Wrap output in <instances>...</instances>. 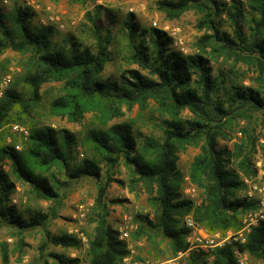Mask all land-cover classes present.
Wrapping results in <instances>:
<instances>
[{
	"label": "trees",
	"instance_id": "16d2710c",
	"mask_svg": "<svg viewBox=\"0 0 264 264\" xmlns=\"http://www.w3.org/2000/svg\"><path fill=\"white\" fill-rule=\"evenodd\" d=\"M76 1L84 3L87 0ZM158 6L170 19H177L191 9L200 11L204 19L198 27H206L213 34L200 38L198 45L203 53L183 56L171 51L172 39L165 32L141 29L131 14L127 21L133 49L130 63L148 70V75L136 69L127 70L119 81L102 78L108 43L99 31L96 33V53L88 47L74 52L52 51L47 34L33 31L31 19L34 13L29 7L17 9L9 25V17L0 6V55L7 49L32 52L24 76L30 98L26 100L14 87L5 90L0 98V131L6 123L25 124V117L41 99L42 86L62 79L67 81L66 93L51 104L52 111L67 116L72 122H80L86 112L94 111L99 124L83 141L94 158L85 159L74 169L70 162L74 158L77 137L69 130L33 127L23 151H17L14 146L0 148V221L15 225L19 233L42 228L45 236L39 246L42 256L50 244L78 249L80 240L68 233H51L49 222L58 217L56 210L51 213L39 211L22 218L11 204L15 183L3 169L7 159L11 161L13 174L28 183L40 199L59 198L52 178L42 173L53 167L63 168L70 180L92 177L99 181L95 198L96 226L89 239L86 264H123L130 255L128 243L120 239L119 231L108 219L107 191L114 179L107 174L104 182L100 180L102 163L108 170L123 163L130 172L132 187H143L154 208V217L137 216L140 223L137 235L151 237L154 234L169 239L174 255L189 248L186 241L189 229L183 223L188 215H193L195 221L211 233H238L244 227L243 215L258 208L256 200L240 194L246 187L244 179L256 174L251 155L241 145H236L234 152L220 148L218 137L222 135L223 126L232 123L233 119L247 116L248 112H264V0H248V12L239 0L233 1L228 11L233 34L224 33L218 27L216 17L224 12L218 0L207 3L161 0ZM245 24L249 33L244 30ZM207 47L212 49L209 55H206ZM214 55L217 58L235 57L256 65L261 74L262 90L238 86L236 81L223 83L212 78L210 62ZM221 90L227 92L225 100L216 97ZM149 100H155L160 113L168 117L163 121L161 139L148 136L139 143L130 122L107 127L109 121L122 115V105L139 104L145 108ZM185 110L192 114L190 119H182ZM189 145L201 146L190 172L191 180L205 191V200L200 206L186 199L181 191L183 177L177 165L178 153ZM235 160L237 168L232 167ZM21 245L24 246L23 241ZM235 251L264 261V221L252 227L245 243L230 241L216 248L212 252V264H239ZM51 256L62 264L82 262L79 258ZM208 257L194 254L189 264H207ZM2 261L10 264L5 248Z\"/></svg>",
	"mask_w": 264,
	"mask_h": 264
},
{
	"label": "rangeland",
	"instance_id": "374dc122",
	"mask_svg": "<svg viewBox=\"0 0 264 264\" xmlns=\"http://www.w3.org/2000/svg\"><path fill=\"white\" fill-rule=\"evenodd\" d=\"M159 1L161 0H87L82 3L76 0H0V6L9 17V25L17 9L29 7L34 13L31 19L33 31L47 34L52 51L74 52L88 47L96 53L98 51L96 33L99 31L104 42L108 43L106 44L107 62L102 78L119 81L123 72L127 70L136 69L148 75V70L130 63V54L133 49L127 21L131 14L134 15V20L141 29L148 31L159 29L165 32L172 39L171 51L183 56L203 53L198 45L200 38L213 34V31L206 27L203 29L198 27L204 19V14L200 11L191 9L177 19H170L159 8ZM218 1L224 8V12L216 17L218 27L224 33L233 34L234 28L228 11L232 8L234 0ZM239 1L244 5V11L248 12V0ZM201 2L207 3L208 0H201ZM244 30L249 33L246 24ZM206 50L208 52L206 55H209L212 49L207 47ZM31 54L30 50L18 52L7 49L0 55V98L10 87L22 92L26 100L30 98V88L24 82V76L28 71ZM213 58L210 62L212 78L223 83L236 81L238 86L262 90L261 74L256 65L235 57L217 58V55H214ZM6 79H10V83H6ZM66 86L67 81L63 79L45 83L40 91L41 99L25 117V124L18 121L6 123L0 131V148L14 146L16 149L19 145L20 150H16L23 151L28 138L14 132V125L23 126L29 132L33 127H52L69 130L77 137V144L73 148L74 158L70 162L72 169L80 166L85 159H93V153L83 145V141L90 130L99 126L96 112H86L80 122H72L67 116L52 111L51 104L66 93ZM216 97L218 100H225L227 92L221 90ZM121 112L122 115L109 121L107 127L130 122L133 124L139 143L148 136L162 138L163 121L168 117L160 113L159 105L155 100H149L145 108H141L139 104L132 107L122 105ZM263 113V111H253L248 112L247 116L233 119L232 123H226L223 126L222 135L218 137L220 148L226 147L234 152L236 145L243 146L244 150L251 155L253 168L256 171L255 176L244 179L246 187L240 193L241 196L254 199L258 203L256 210L248 211L243 215L244 227H247L248 223H255L261 211L264 213V205L261 204L264 201ZM181 117L184 120L190 119L192 114L185 110ZM248 141L249 146H247ZM200 152L201 146L189 145L178 153L177 161L178 169L183 177L181 184L183 196L194 201L196 206H200L205 200V191L190 177L192 163ZM102 167L103 175L100 180L104 182L107 174L114 179L106 198L110 210L109 222L116 229L130 225L136 226L127 241L130 255L123 260V264H169L177 258L176 264H189L191 256L197 253L190 252L188 255L180 256L179 252L174 255L169 239L154 234H151V237L137 235L140 225L137 216H148L150 219L154 217V208L149 203L147 193L142 186L132 187L130 172L123 163L113 170H108L104 163ZM232 167L237 168L236 160ZM3 169L15 183L11 204L19 211L22 218H27L30 214L33 215L39 211L51 213L56 210L58 217L49 222V230L54 235L68 233L76 236L80 240V247L78 249L63 248L50 244L42 256L39 251V246L45 239L42 228L19 233L20 230L15 225L0 221V264H3L4 248L9 252L10 264H62L56 257L51 256L52 254L66 258H79L82 261L81 264H86L89 259V239L93 236L96 226L95 198L99 181L92 177L70 180L61 167L44 170L42 173L52 178L59 194L56 200H45L38 198L28 183L13 174L10 160L3 162ZM189 216L194 219L193 215L185 217L183 220L185 226ZM211 234H217L220 238H227L228 234H231L235 238H230L228 241H239L233 231L226 233L218 231ZM21 241L24 242V246L21 245ZM206 255L209 256L207 264H212V253ZM244 256L247 258L246 264H264V261L257 260L247 253H244Z\"/></svg>",
	"mask_w": 264,
	"mask_h": 264
},
{
	"label": "built area",
	"instance_id": "2783aa9c",
	"mask_svg": "<svg viewBox=\"0 0 264 264\" xmlns=\"http://www.w3.org/2000/svg\"><path fill=\"white\" fill-rule=\"evenodd\" d=\"M5 82L9 83L10 79H6ZM13 130L16 133H19V135H22L24 138H28L29 136V130L23 126L14 125ZM16 149L20 150V146L17 145ZM261 204L264 205V201H262ZM261 221H264V213L262 211L258 215L255 223H248L247 227H243L240 232L235 233L236 239L245 243L247 239L246 234L250 233L252 227L258 225ZM186 226L189 229V234L186 238L189 248L184 252H180V256L185 254L188 255L190 252L197 254H210L216 248L223 246L226 242H230L228 241L230 238H235L233 237L234 235L232 236L231 234H228L227 238H220L217 234H211L206 228L201 227L191 216L186 219ZM135 228L136 226L130 225L117 229L120 233V239L127 242ZM235 254L239 264H246L247 258L244 254H241L239 251H235ZM177 259L171 261L169 264H176Z\"/></svg>",
	"mask_w": 264,
	"mask_h": 264
}]
</instances>
